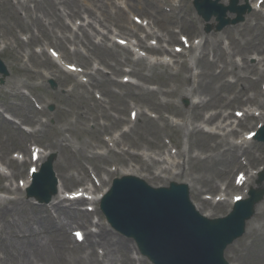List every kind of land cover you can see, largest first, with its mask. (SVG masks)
<instances>
[{"label":"rangeland","instance_id":"1","mask_svg":"<svg viewBox=\"0 0 264 264\" xmlns=\"http://www.w3.org/2000/svg\"><path fill=\"white\" fill-rule=\"evenodd\" d=\"M86 1L85 3L84 0H0V47L14 43L16 40L18 42H16V46H23L22 53L16 50L14 45L10 47L9 51L3 50L0 52L2 59L8 64L7 66L10 70V76L8 77L10 79L7 83L5 82L6 84L0 85L2 86L0 87V92L8 89L12 91L19 90L20 93H25L26 101L31 103L30 108L35 113L29 114L32 123L23 124L31 126L32 129L39 128L40 130H42V128L38 127L37 121L40 120L46 124L42 132L37 133V138L42 144V147L46 150L52 152L58 151V158L54 168L59 177L64 181V184L71 188L79 184L77 183L78 180L82 179L83 182L87 181L88 177H86V172L92 170L89 165L98 167L97 170L99 172L92 170L95 177L99 178L100 175L108 177V179L103 182L102 186H107L109 181L120 175L118 172L107 175L102 171L111 170L113 165L121 169H126L130 168V163H136L142 166V161H147L151 164L152 168H157L153 171L158 173L160 168H163L164 165L159 166L149 155L155 156V154L158 153L159 157L155 156L154 158H162L166 148L162 149V151L159 148L161 144L159 140L160 136L161 138L169 137L173 140L175 139L177 143L173 142V144H177V151L182 152L185 148L189 150L187 153L188 157L184 158L185 164L183 168H181V170L174 169L177 173L178 171H183V177L189 176L190 178H198L195 180L197 185H202L205 188L207 187V179H209L212 184H220L228 180L232 181L234 169L238 165L235 158L239 155L240 157L246 158L248 161L249 157L240 150L236 151L234 158L230 151H224L226 149L225 147L218 146L213 148L216 145L215 140L206 141L203 137L190 134V132L186 134L188 126L183 128L184 132H178L176 127L181 123L180 120L178 125L175 126L172 125L168 119L173 129L164 131L159 129L158 136L151 134L153 131L149 133L146 132V129L149 128L146 126L144 118H141V120H143L138 122L133 128L129 127V132L124 135L122 140L127 146L131 147V149H129L130 153L139 151L145 154L144 157L134 154V157L126 159L124 163L122 157L111 153L108 157L106 156V158H103V161H106L103 163L101 161H93L87 156L97 151L95 146L102 142V130L106 129V134H109L111 130L122 131L125 126H130V124H128V118L131 106L135 105L136 108L140 105L142 107V92L147 90L140 87V89H136L134 93L133 87L115 82L119 80V77L123 74V68H132L130 65H132L133 62L130 61L129 57L133 59L135 55L130 56L128 53L124 54L122 48L115 45L111 38L109 40L107 37L103 36L100 31L102 29L103 32H106V30H108L107 27L111 26L110 30L117 29L119 34V30L125 35L129 33L128 29L131 28V25L127 22L128 20L133 21L131 18L133 16L130 15L126 9H123L127 20L125 23L124 19L122 20V17L116 13V9L112 7L115 3L123 6L125 0ZM224 1L228 4L229 0ZM245 1L246 0H239V5H245ZM247 2L249 5L252 3L251 0H247ZM87 3L90 7L86 6ZM144 3V0H134L133 4L139 9L136 10L132 7V10L141 13H145V11H154V8L149 4L151 1H148L147 4ZM186 4L191 7L189 0L186 1ZM117 8L119 7L117 6ZM262 10L264 12V6ZM186 11L195 21L192 22L198 34L188 35L182 33V26L176 24L173 25L172 28L173 31L176 32L175 34H178L177 41L181 40V36L187 35L189 38L185 37L191 43L193 39H196L193 37L198 36V39H201L200 45H202V36H206L208 43L202 46V51L208 52L209 56H207V59L212 60L214 58L218 59V56L217 50L215 49L212 51L211 48L214 46L216 40H221V46L227 51V57L224 63L228 67L227 72L229 74L220 77L217 74L219 70L212 64L206 62H195V68L194 61L190 59V56L187 57V59H189V64L192 67L191 73L194 75L197 74L193 81L190 78V72L185 67V64H181L186 59L185 57H179L171 66L162 64L153 65L149 63L151 60H143L137 62L133 69L139 80L140 78H142V80H147L148 78L146 75H152L151 80L157 83V90L160 88L158 99L161 103L178 101L180 106L187 109L190 103L196 101L197 98L182 97L181 92L184 90L191 92L192 89H195V95L207 97L208 101L205 103V109H210L221 104L222 94L226 96L231 95V92L222 85L224 79L230 82H234L236 79L244 76H250V78L255 79L256 76L249 74L247 68L248 65L256 62L253 58L259 59L260 57L253 54L255 49L254 51L253 49H248L247 52L250 55H244L242 49L254 48L257 42L264 41V19L251 16L253 12V10H251L250 13L245 16L244 22L225 27L221 32L212 30L207 34L204 32V22L202 19L194 18L195 15L192 7L191 9L187 7ZM87 15L89 18L83 21V18ZM229 16L234 17V15ZM144 18L145 17L142 16L141 19ZM90 20L94 22V25L88 24ZM133 22L135 23V21ZM255 22L257 23L256 26L254 25ZM211 23H213V20ZM156 25L163 30V34L166 37V31L163 26ZM94 26L96 28L99 26L101 29L99 30L97 28V31ZM249 26L252 28H249ZM39 30L43 34L42 38L39 34ZM228 31L233 33L234 38L231 36L228 37V39L225 38V34L228 33ZM111 35L112 33L109 32L108 36L111 37ZM139 35L143 38V36H145V30L139 31L138 36ZM199 41L200 40H198V42ZM165 44L167 45L168 43H164L163 45L165 46ZM169 44L171 46H179L177 42H171ZM47 47L56 51L59 56L62 57V62L65 64H76L80 66L82 68L81 70H83L80 78L74 77L72 74H66L61 67L51 62L52 60L46 52ZM259 47L264 48V44L261 43ZM219 49L220 46L218 47V50ZM27 52L28 54L30 52L34 53L30 58V66L25 63L26 58H20V55L24 56ZM262 55L264 57V52ZM17 58H19V60H17ZM240 58L244 61L243 68H239L242 64ZM45 60L49 61V63L45 62ZM232 62L237 63L235 67L231 66ZM94 64H96V66L98 65L100 69L95 70L94 68L96 66ZM218 65L220 64L218 63ZM259 67L264 69V63L259 65ZM86 72L88 74H84ZM44 74L49 76L47 77ZM50 79L55 82L56 88H51L49 83ZM138 79L136 81L137 84H143V82ZM83 81L86 82V84L83 83ZM242 81L243 80L239 79V82ZM261 84L263 83L261 82ZM96 93L101 96V99L96 98ZM136 93L140 95L133 96V94ZM155 98L156 96L150 97L151 100ZM257 98L261 99L259 97ZM7 101H10L13 106L21 101L18 98L11 97L10 93L6 91L0 93V112L3 118L4 116H8L12 121L18 122L8 111H3L1 106H5ZM33 101L37 103L38 108L34 105ZM51 105L54 107L53 111L49 110V108L52 107ZM242 105L243 103L234 109H243L244 105ZM150 108L155 109L153 105H150ZM155 110L158 111V109ZM161 110L163 116H165L167 112H164V110H167V108L163 107ZM21 111L23 114L24 111ZM144 113L146 114L145 111ZM229 119H233V117ZM252 123L253 122L250 121L249 125H252ZM148 124L153 128L150 122H148ZM160 124L162 125V123ZM25 125L20 126L22 127ZM193 125L195 124L193 123ZM254 129V126H252L249 131ZM3 131L4 129L0 124V151H10L11 147L6 146L9 131L7 130V135L5 137H3ZM16 137L18 138L17 134ZM18 140L20 141L19 138ZM36 140L35 137H32L30 141L36 143ZM23 144V141H21L22 146H16L14 144V149H22L27 152V148ZM102 149L103 148H101L100 151ZM250 151L254 152L250 153L251 159L253 158L252 154L260 155V157L264 159V144L257 141L253 142ZM201 157L207 158L199 159ZM261 163H263L261 167L264 171V160L258 164ZM261 167H255V170H260ZM143 172L144 171H141L140 173L145 176L146 172ZM162 175H164V173ZM171 175L174 174L171 172ZM146 181L152 185H163L169 182L163 177H147ZM3 182L7 181L3 179ZM3 182H1V184ZM219 191L220 189L208 192V195L214 196ZM235 192L236 191L229 193L233 194ZM191 196L196 200L193 193ZM0 200L3 199L0 198ZM1 203L4 202H0V204ZM262 206H264V201ZM228 207L229 204L226 201L217 206V208L215 207L216 209L213 208L212 210H208L211 211L213 216H220L226 213ZM255 221L257 222L256 226L260 230L259 234H262V237L252 239L243 236L235 242L234 246L238 248L237 261L239 264H264V251H259V248L264 246V219L259 220L258 217H256ZM119 237L116 238L121 239L122 254L127 256L124 252L125 248L123 247V243H127L129 244V255L131 256L132 250V256L137 259L131 242L128 240L125 241L126 239L121 236ZM45 241L49 242V238L46 237ZM15 242L21 244L23 240L8 238L6 241L8 245H16L14 244ZM49 244L44 254H42V264H61L60 258L62 253H60L55 245L52 243ZM66 257H68V255H66ZM145 264L147 263L145 262Z\"/></svg>","mask_w":264,"mask_h":264},{"label":"water","instance_id":"2","mask_svg":"<svg viewBox=\"0 0 264 264\" xmlns=\"http://www.w3.org/2000/svg\"><path fill=\"white\" fill-rule=\"evenodd\" d=\"M187 199V192L174 186L156 191L124 179L104 199L103 210L115 227L165 264H225L222 253L240 233L238 224L231 217L218 225L200 219Z\"/></svg>","mask_w":264,"mask_h":264},{"label":"bare ground","instance_id":"3","mask_svg":"<svg viewBox=\"0 0 264 264\" xmlns=\"http://www.w3.org/2000/svg\"><path fill=\"white\" fill-rule=\"evenodd\" d=\"M134 0H129L130 3V7H134L136 10H138L139 8L137 6H135L133 4ZM148 1H151V3H149L152 7H154L157 10V13L159 14V16H162L161 19H156L153 18L154 20L156 19V22L158 24L164 25L168 20H170V25H176V23L174 22L173 18L168 16V15H164L167 14L169 12V10H165L164 8H161L160 6L157 5L156 0H145L144 4H147ZM128 9L129 5L126 3ZM145 14L147 16H149V12L145 11ZM257 15H259V13L257 12H253L252 16L257 17ZM264 19V18H263ZM257 25V23H255V26ZM148 26H150V24H148ZM138 30L140 27H136ZM183 28V27H182ZM184 29V28H183ZM185 30V29H184ZM186 33H189L187 30H185ZM132 36H135L134 32H131ZM230 36H233L231 34H227L226 38H228ZM167 36H168V41H176V36L175 34H173L170 31H167ZM157 41H161L162 37L160 36H155ZM207 43L206 39L204 38V45ZM221 42H216V45H214L216 48L217 46H220ZM138 47L140 48H144L143 43L140 41L137 44ZM220 51H222L221 49H219V53H218V58L221 60V62H224V58L222 57V55L220 54ZM254 51V48H253ZM262 52L264 51V49L261 50ZM198 60H205L206 56L204 54H199L196 57ZM260 62H263V60H261ZM259 73V69L257 67V65H252L250 67V73ZM222 75L225 74V70L224 67L221 68V72ZM263 73V72H262ZM260 79H264V74H261L259 76V78L255 81H251L250 79H248L249 84L246 87H242L240 88L237 92L236 95L228 100L226 102V104H224L221 107H230L233 103L235 102H239V97H243L246 96V94L248 93V91H254L256 92V94L258 95H263L261 93V91L258 90L257 88V83ZM232 85V84H229ZM228 88H230L229 86H227ZM234 90H232L233 92ZM241 94V96H239ZM224 100V99H223ZM256 96L254 98H248L247 101H256ZM196 104L192 105L191 108V113L195 110L199 111L201 109H203V104L202 102H195ZM258 105L261 109H264V102H258ZM14 109V108H13ZM200 112V111H199ZM217 114H220V112L218 113H214L212 114L210 117L207 118H203V123L204 124H208L211 126H215L216 130H218V133H207V132H203L201 129L197 130V133H200L202 135H220L221 138H223L222 140H224L226 138L227 135H232V137L234 138L235 136H233V134H237L235 129L230 128L229 130H226V127H230L231 124L227 125V126H223V124L221 122H218L217 124L214 123V121L217 119ZM194 116L199 117L200 115L198 113L195 112ZM229 116V115H228ZM227 116V117H228ZM252 116V115H251ZM202 118V116H201ZM1 122V125L5 128L7 127V124L12 125L9 122ZM146 126L151 129L150 125L148 124V121H145ZM151 124L153 125L152 131L155 133L156 128H155V124L153 122H151ZM239 125V124H238ZM206 133V134H205ZM20 135L21 138L24 137V135L21 134H17ZM109 142L113 143L114 146L118 147V141L117 139H110ZM248 143V134L247 136L244 137H240L237 142H232L231 143V147H232V151L236 152L238 150H242L243 152L250 155V152L247 151V147H244V144ZM217 145H221V143H218ZM237 145H244L240 147H237ZM215 147V146H214ZM225 151V150H224ZM98 158H102V156H96ZM172 155H169L168 159H171ZM44 159L45 156L40 157V159ZM0 159L2 160V157H0ZM264 159L256 156H253V158L250 160V167L254 166L255 163H259L262 162ZM134 167V166H133ZM19 171V170H17ZM131 172L130 170H123L122 173L124 174H135V173H128ZM141 177V176H140ZM172 179H175L174 177H172ZM250 183H248V186L251 187H262L264 186V183H254L253 182V177L251 176L249 178ZM183 183H186L191 190H193V192L195 193V195L197 197H199V195H201V193H199L198 190H194L193 189V185L189 184L186 181H182ZM254 183V184H253ZM218 188V186H215ZM214 187L212 186L211 188H209V190L213 189ZM103 191H101L100 193H98V195L96 196L97 198L100 197L101 193ZM240 195L234 196L233 199L235 197H238ZM242 196V195H241ZM83 199H80L77 202H81ZM205 201H207L206 199L202 198V200L200 201V205L201 206H205ZM77 202H70V206L66 207L64 206V201L63 200H59L57 201L54 206L52 207V210L54 208L57 207L58 209V213H57V218H51L50 216H48V214L46 213L45 210H43V212L45 213L44 215V219H39V213H37L36 215L33 216H29L26 215V217L24 216V210H25V203L22 201H10V205L8 206H4V207H0V223H1V227L0 230H2V232L5 234H7L8 236H10L11 238H13V236H20V240L21 239H26L27 242L24 243V245L22 246L21 249H17L15 251H12L10 246H8V244H5L4 247H1L0 249L4 250L5 253L7 254V260L8 262H6L5 264H36V259H38V257L40 258V260L42 259V254H44L45 251V247L49 246V243H52L53 245H55L57 247V249L60 251V249L66 247V241L70 240L69 236H68V229L72 224H76L79 227H82L83 229H86V221L85 218H80V216L82 215V212H79L75 205ZM214 206V205H213ZM195 207L198 209V206L195 205ZM260 207V209H259ZM259 209V211H258ZM199 210V209H198ZM257 216L259 220H263L264 219V206L259 205L257 207ZM20 214V216L22 217V222L18 223L15 220H10L8 217L11 216L13 218V216ZM61 214V216H63L62 218H59V215ZM31 218H35L37 219L39 222V226L40 227H36L31 223ZM256 221H252L250 223V226H247V231L246 234H248L252 239H258L262 237V234H259V228L256 226ZM248 225V224H247ZM39 232H42L44 236L49 237V242H45L44 241V236L43 239L38 241L34 238L35 235H37ZM2 236H0L1 238ZM28 238V239H27ZM1 243L4 244L6 243V238H2L1 239ZM82 244H84L83 249L79 251L78 255L76 257H73L71 260H64V264H89V262L92 260L93 256L96 257L94 254L98 253V249H101L102 251H104V257L107 259L108 264H132V261L128 258L125 257L123 259H121V257H118V248L115 242L112 241V238L106 234L102 229L99 230V232L96 235H93L91 232H87L86 233V237L85 240L82 242ZM233 249V248H231ZM230 249V250H231ZM237 250L236 248H234L232 250V252L229 253L230 258L233 260L232 263L230 264H238L237 263ZM259 251H264V246L262 248H259ZM95 264H104V259L100 260L98 257H96L95 260Z\"/></svg>","mask_w":264,"mask_h":264}]
</instances>
